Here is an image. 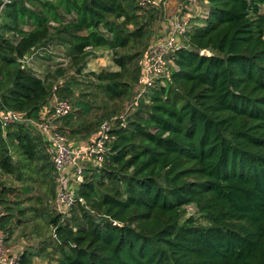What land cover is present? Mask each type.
<instances>
[{
	"label": "trees",
	"instance_id": "obj_1",
	"mask_svg": "<svg viewBox=\"0 0 264 264\" xmlns=\"http://www.w3.org/2000/svg\"><path fill=\"white\" fill-rule=\"evenodd\" d=\"M203 1L206 16L190 20L165 84L115 123L103 160L87 163L75 189L84 202L69 219L51 217L57 264H264V0ZM143 8L139 0H0L1 109L35 120L55 92L69 90L21 63L53 40L76 64L90 48H112L120 69L96 79L111 99L132 93L155 41L158 12ZM56 120L63 131L79 123L72 137L99 128L75 113ZM46 157L32 123H0V172ZM188 205L198 216L185 217ZM20 256L32 264L34 252Z\"/></svg>",
	"mask_w": 264,
	"mask_h": 264
},
{
	"label": "rangeland",
	"instance_id": "obj_2",
	"mask_svg": "<svg viewBox=\"0 0 264 264\" xmlns=\"http://www.w3.org/2000/svg\"><path fill=\"white\" fill-rule=\"evenodd\" d=\"M196 2L198 0L193 3L195 4ZM195 5H199V3ZM200 5L202 7V4ZM152 9H156L158 13L157 18L151 25L152 35L150 40L151 38L157 40L156 36L158 34L159 37L166 36V31L168 26L170 27L172 18L170 15L168 16L162 0L157 7L153 4L149 7H144L143 12L148 13ZM262 12H264V6H262ZM187 15L190 20L197 17L205 18L206 16V14L204 17L197 14L191 18L189 14ZM188 27L190 26L188 25ZM46 47L39 51L29 68L43 78L48 77L50 84H55L59 81L55 88L62 86L64 82L66 86H70L68 91L64 93L55 92L56 95L54 96L71 100L75 106L74 113L77 119H80V121L86 119L84 123H91V129L95 130L96 126H100L104 120L117 116L129 117L137 113L139 104L136 105L134 103L135 90L122 99H111L100 87L101 84L96 79L95 74L101 71H117L120 69L114 60L112 48H90L82 59V64L81 62L76 64L70 57L68 46H61L53 40L50 46ZM118 51L124 52V49H119ZM171 56L172 54H169L167 59H171ZM77 65L83 66L80 73L77 72ZM58 68L63 69V74L61 76L56 74L58 77L56 78L54 74ZM157 84H165L162 77L156 79ZM80 100L91 105L92 109L89 113L82 112L80 105L77 104ZM143 101L148 103L149 99L145 96ZM97 121H101V123L99 124ZM55 122L57 123V120ZM78 124L70 128L67 127L65 128L66 131H64L70 139H76L77 141L88 140L89 135L85 136L87 134V129L85 128L81 129L77 136L72 137L71 130L76 128ZM20 164L22 167L15 174L0 172V189L2 187L6 189L5 193L0 196L2 199L0 206L4 210L5 216L7 215L3 221L2 229L5 233H9V239L15 238L13 239L14 242L25 240L31 244L29 248L38 249L40 253H43L44 259L40 258V263L57 264L58 254L54 246L55 228L50 221L51 217L59 212L54 206V198H52L51 191L52 184H55L57 189V182H54L56 179H54L53 175V166L47 157L38 161L26 162L25 164L20 161ZM51 181L52 184L50 183ZM54 192L56 193L55 190ZM70 213V211L65 209L62 214L63 219H69ZM192 214L198 216L196 208L193 205H188L185 217Z\"/></svg>",
	"mask_w": 264,
	"mask_h": 264
},
{
	"label": "built area",
	"instance_id": "obj_3",
	"mask_svg": "<svg viewBox=\"0 0 264 264\" xmlns=\"http://www.w3.org/2000/svg\"><path fill=\"white\" fill-rule=\"evenodd\" d=\"M159 0H139L142 7H149ZM189 16L186 13L177 14L170 22V32L163 39H157L152 44L146 57L141 59L142 72L136 84L134 103L138 105L150 88L156 86V79L162 77L167 70L169 54L174 53L181 47V36L186 32L189 25ZM1 32V30H0ZM34 59L32 54H27L21 59L24 66H29ZM0 97V123L6 129L13 123L28 122L37 127L46 141V149L51 163L55 167L56 196L54 206L63 213L65 209H71L77 202H84L83 198L77 197L73 188H76L83 180V174L87 163L98 165L107 152L109 143L113 139L112 129L117 121H124L126 117L117 116L104 120L94 134L91 141L85 147L74 145L68 135L61 130L55 122L56 119L68 116L75 111V106L68 98L54 96L41 111L37 119H28L16 110L1 109ZM74 168V183L71 188L66 182L65 168ZM76 185V186H75ZM5 215L0 206V264H22L20 254L12 253L7 246L8 234L2 229V221Z\"/></svg>",
	"mask_w": 264,
	"mask_h": 264
},
{
	"label": "crops",
	"instance_id": "obj_4",
	"mask_svg": "<svg viewBox=\"0 0 264 264\" xmlns=\"http://www.w3.org/2000/svg\"><path fill=\"white\" fill-rule=\"evenodd\" d=\"M194 1L195 0H163L162 3L165 6V10L168 12V16L170 15L172 19L177 14H180V13L189 14L191 16V18H193L197 14H200V15H202L204 17L205 14L207 13V10H208V7L206 5V2L203 1V0H198V2H196L195 4H198L199 3V5H195L193 3ZM200 4H202V7H201ZM189 26H190V24H189ZM189 28L190 27H188V29ZM169 32H170V27L168 26V29L166 31V33H167L166 35H168ZM158 35L156 36L158 40L164 38L163 36H160L159 37ZM36 55L37 54H34L33 57L35 58ZM93 136L94 135H92L91 137H89L88 140H83V141H77L76 140L73 143H75L76 146L85 147L88 144V142L92 140ZM64 172L66 174V182H67V184L71 188H73L72 184L74 183V175H73L74 174V168H71V167L67 166L65 168ZM77 187L78 186H76V188ZM76 188H73L74 192H75V189ZM13 239H15V238L9 239V233H8V237L6 239V243H7V246L10 247L12 253L21 254L22 252H24L26 250L27 251L28 250L33 251L34 252V256H33V259H32V264H42V263H40V258L44 259L43 258L44 257V254L43 253H40V251L38 249H31V248H29V246H31V244L28 243L25 240H21V241L14 242ZM35 248H37V246H35ZM48 249H49V246H48Z\"/></svg>",
	"mask_w": 264,
	"mask_h": 264
},
{
	"label": "water",
	"instance_id": "obj_5",
	"mask_svg": "<svg viewBox=\"0 0 264 264\" xmlns=\"http://www.w3.org/2000/svg\"><path fill=\"white\" fill-rule=\"evenodd\" d=\"M202 54L204 55H211V52L209 50H203Z\"/></svg>",
	"mask_w": 264,
	"mask_h": 264
}]
</instances>
